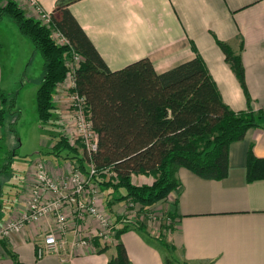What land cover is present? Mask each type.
Wrapping results in <instances>:
<instances>
[{"label": "crops", "instance_id": "obj_1", "mask_svg": "<svg viewBox=\"0 0 264 264\" xmlns=\"http://www.w3.org/2000/svg\"><path fill=\"white\" fill-rule=\"evenodd\" d=\"M15 1L35 18L28 0ZM35 1L52 14L59 0ZM69 11L111 71L149 58L156 70L164 73L200 55L224 102L234 112L261 114L258 126L230 146L226 179L205 180L181 168L177 172L180 187L161 207L175 223L164 229L173 259L189 264H264V181H247L250 151L264 159V0H78ZM217 40L228 43L241 56L250 102ZM4 85L0 65L2 109L12 103ZM58 95L54 103L61 111L66 103L61 96L56 101ZM50 155L44 161L56 178L78 166L76 160ZM34 163L21 178L2 177L0 228L25 213L35 177ZM132 182L135 186H152L154 178L134 175ZM109 193L103 191L102 206L117 232L124 223L128 203L114 201L109 211ZM54 229L51 217L27 224L0 242V264H108L116 255L118 243L124 245L133 264H165L169 256L154 232L146 236L135 229L122 234L118 241L95 240L88 247H78L75 241L86 231H95L97 224L93 219L81 223L71 217L64 238L67 244L60 253L39 259L37 251Z\"/></svg>", "mask_w": 264, "mask_h": 264}, {"label": "trees", "instance_id": "obj_2", "mask_svg": "<svg viewBox=\"0 0 264 264\" xmlns=\"http://www.w3.org/2000/svg\"><path fill=\"white\" fill-rule=\"evenodd\" d=\"M77 1L59 0L52 13L56 29L69 45H58L51 30L28 16L15 0H0V21L11 19L44 59V77L36 95L43 131L55 121L54 100L68 77V61L73 53L81 56L74 74V92L84 98L85 115L98 135V151L92 163L99 171L97 182L101 190L110 192L109 211L112 212V202L130 200L148 212L180 187L177 172L181 168L205 180L226 179L230 146L244 140L249 130L258 126L261 114L234 112L224 102L200 55L164 73H159L149 58L111 71L69 11ZM217 44L250 102L241 56L228 43L217 40ZM0 99L4 100L1 93ZM13 105L14 101L10 106ZM5 115V108L1 109L0 126ZM53 149V155L76 160L83 173L88 171L87 157L80 155L79 149L72 147L64 136H60ZM64 152L67 156H63ZM14 156L0 164V208L4 205L2 177L8 175ZM107 169L116 177L108 179ZM134 175L152 176L154 183L135 186ZM247 181H264V159L257 158L252 151L247 160ZM125 223L115 233V240L131 229L149 236L144 225ZM157 240L170 254L165 264H189L173 259L171 247ZM108 264L133 263L124 245L118 243L116 255Z\"/></svg>", "mask_w": 264, "mask_h": 264}, {"label": "built area", "instance_id": "obj_3", "mask_svg": "<svg viewBox=\"0 0 264 264\" xmlns=\"http://www.w3.org/2000/svg\"><path fill=\"white\" fill-rule=\"evenodd\" d=\"M34 17L43 26L51 30L54 40L58 45H69L64 35L56 29L52 14L45 12L35 0H28ZM72 62L74 68L81 60V56L73 53ZM75 74V72H74ZM69 75L65 83L60 86L62 91L56 98L61 96L68 109L61 117L60 123L64 132V137L72 144L83 143L85 156L87 157L88 171L83 173L79 167H74L70 171L66 170L61 178H56L47 168L43 161H37L34 165L35 177L29 187V197L26 204V211L19 218L8 221L0 228V242L19 233L27 224L34 223L43 218H53L55 229L44 238V243L37 251L38 258H43L47 254L60 253L67 244L64 239L70 225L71 217L81 223L88 219H93L97 224L95 231L86 234L75 241L78 247H88L95 240L113 242L115 240L116 227L113 219L105 207L102 206L105 195L97 182L99 171L92 163L94 154L98 151V135L94 131L92 122L85 115V100L74 92L76 87L75 75ZM70 79L73 85L70 87ZM72 89V90H70ZM58 91V90H57ZM108 179L116 177V174L107 169ZM162 202H166L162 201ZM130 207L134 203L129 202ZM134 222V221H133ZM165 224L169 227L175 224L168 217ZM80 229L81 226H78ZM85 231H81L84 233Z\"/></svg>", "mask_w": 264, "mask_h": 264}, {"label": "rangeland", "instance_id": "obj_4", "mask_svg": "<svg viewBox=\"0 0 264 264\" xmlns=\"http://www.w3.org/2000/svg\"><path fill=\"white\" fill-rule=\"evenodd\" d=\"M72 58L67 63L68 76H73L77 70L72 67ZM81 61L82 58L76 65L79 66ZM0 65L3 71L4 91L9 96L11 95L12 102L14 101L13 106H10L12 103L5 106V119L3 125L0 126V163H7L6 158L15 155L8 176L11 179L15 176L21 178L35 161L41 160L45 163L44 160L51 156V151H54L53 148L60 136H65L60 120L66 114L68 106L65 104L60 108L61 111L56 108L54 123L46 126L44 131L41 129L36 95L44 77V59L31 41L20 33L17 25L8 18L0 21ZM72 85L73 79H70V87ZM2 108L0 104V110ZM68 143L79 149L80 155L86 154L84 147L81 148V144L83 145L81 141H77L74 145L69 141ZM78 143H80L79 146H77ZM66 154L64 152L63 156H67ZM5 179L7 181V178ZM129 202L132 201L129 200L127 203ZM162 204L164 202L150 208L148 212L143 210L140 204L134 203L133 207L128 204L123 217L125 224H142L148 232H154L152 234L156 238L166 241L164 235L167 233L164 229L169 228L165 224L169 215L162 208L163 206L161 207Z\"/></svg>", "mask_w": 264, "mask_h": 264}]
</instances>
